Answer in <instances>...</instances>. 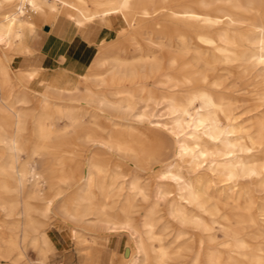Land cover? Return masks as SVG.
<instances>
[{
    "label": "bare ground",
    "instance_id": "obj_1",
    "mask_svg": "<svg viewBox=\"0 0 264 264\" xmlns=\"http://www.w3.org/2000/svg\"><path fill=\"white\" fill-rule=\"evenodd\" d=\"M61 8L80 28L98 22L107 37L114 21L118 33L88 61L61 57L81 81L36 92L35 71L16 73L12 60L33 52L23 43L35 25L29 11L55 20ZM221 62L238 73L259 66L248 83L264 85V0H0V264H48L58 244L29 200L52 212L60 182L74 189L61 211L76 221V238L87 242L96 226L126 232L128 264H264L255 194L264 191V90L250 93L251 114L236 115ZM131 82L171 107L173 159L144 128L146 113L135 119L130 99L91 85ZM50 148L66 155L46 196L32 168ZM169 222L178 225L172 239Z\"/></svg>",
    "mask_w": 264,
    "mask_h": 264
},
{
    "label": "rangeland",
    "instance_id": "obj_2",
    "mask_svg": "<svg viewBox=\"0 0 264 264\" xmlns=\"http://www.w3.org/2000/svg\"><path fill=\"white\" fill-rule=\"evenodd\" d=\"M30 17L36 18V14L32 13L30 10ZM58 15H62L64 17L70 18L68 14V10L66 8H61ZM71 19V18H70ZM53 21H49L46 19L37 18L38 30L44 32L43 25L45 23H52ZM98 23V22H93ZM90 23V24H93ZM100 24V23H98ZM115 22L113 21V29L112 33L107 37L104 35L100 39V41L95 45L97 53L99 51L100 45L110 40L116 38L117 30L115 28ZM103 25V24H101ZM86 26H82L81 30H83ZM105 28V26L103 25ZM102 42V43H101ZM12 52V51H11ZM17 54V55H16ZM14 59L12 60L13 65L18 66L19 68L25 69L30 67H36L37 65L33 63V59L30 58V55L25 53H16ZM19 55V56H18ZM95 54L92 55V57ZM16 57V58H15ZM17 57H19L17 63L15 62ZM91 59V58H90ZM57 61H55L50 66H42L46 68H56ZM74 67L75 64L71 63ZM64 66V65H63ZM219 70L217 71L219 82H221L224 86H226V92L228 98H232L235 101V104L238 106L237 109L234 110L236 115H240L241 118L246 117L249 113V109L251 106L250 93L258 92L259 90H264V85L255 84V81L249 80L258 79V75L260 74V67L254 68V70L250 73L242 70L241 73H238L231 66H227L225 62H221L219 64ZM16 68V67H15ZM18 68V69H19ZM76 68V67H75ZM76 72H78V80L81 81L80 74L82 71L76 68ZM16 73L19 71L16 69ZM260 79V78H259ZM250 82V81H249ZM94 90L108 94L111 98L115 99H130L132 101V106L128 109L126 113L135 115V119L142 113H146L142 118L145 120L144 128L147 126H151L149 128L150 132L155 138L166 143L168 148V156H171L170 159L174 158V147H175V138L169 132V128L172 125V118L174 114L171 112V107H168L164 103H155V100L148 99L153 93L150 91V87L141 88L139 84L131 82L130 84H122L119 86H104L103 85H95L91 84ZM115 91H120V94H115ZM112 92V93H109ZM263 92V91H261ZM30 97L33 95L29 94ZM146 129V128H145ZM33 143L38 142L37 139L32 140ZM65 152L62 150H57L54 148H50L48 150H44L41 155H36L35 163L32 168L33 174H36L37 187L42 190V193L45 192L46 196H49L52 192L51 182L46 178H49L51 175L59 176L62 174V167L64 166L59 162L60 158L64 157ZM26 154H22L23 158H26ZM67 157V156H66ZM68 162V161H67ZM69 165V163H66ZM127 164L122 165L124 168V172H127L125 168ZM127 173H130L128 170ZM34 176L30 175V181H33ZM126 178V177H124ZM128 178V177H127ZM59 185L61 189L64 191L61 194V197L57 198L52 212H47L44 208V203L39 199H30L29 201L33 206H35V210L33 211V215L41 218L45 222V229L50 231L52 234V238H54L57 242L56 250L54 253L50 255L48 264H128V253H132V239L130 235L126 232H119V230L113 231L109 229L107 226H96V228L88 229L89 234L87 235V242H80L76 238L75 226H77L76 221L72 219L68 214L61 211L66 199L73 194L74 189L69 186V183L60 182ZM257 195V202H264V191L257 190L255 192ZM4 215L0 211V219H2ZM91 218V217H90ZM89 223H93L90 221ZM168 228L166 230L167 239H172V235L174 234L178 225L174 222H169L167 224ZM109 229V230H108ZM1 232V231H0ZM96 232V233H95ZM2 233V232H1ZM5 237L8 236V233H2ZM60 240V241H59ZM30 257L34 260H37V254L34 249L29 250ZM89 257V258H88ZM184 264H188L185 262Z\"/></svg>",
    "mask_w": 264,
    "mask_h": 264
},
{
    "label": "crops",
    "instance_id": "obj_3",
    "mask_svg": "<svg viewBox=\"0 0 264 264\" xmlns=\"http://www.w3.org/2000/svg\"><path fill=\"white\" fill-rule=\"evenodd\" d=\"M37 18L42 19V17H36L35 25L27 28L23 37V43L33 50L32 53L25 54L30 55L33 63L37 66L25 69L19 68V65H13V63L12 66L15 70L31 69L35 71L33 79L28 82L29 88L33 91L43 92L48 86L59 89L70 88L79 81L77 78L79 74L77 75L78 72L70 60L62 61L61 57L69 56L79 61H88L96 51L95 45L102 38L105 28L101 24L93 23L85 25L86 27L81 30L72 19L58 15L55 20H49L53 21L52 23H45L43 25L45 31L41 32L36 25L38 24ZM18 59L19 57H17L16 63ZM57 60L56 68L45 69L42 67L50 66Z\"/></svg>",
    "mask_w": 264,
    "mask_h": 264
}]
</instances>
